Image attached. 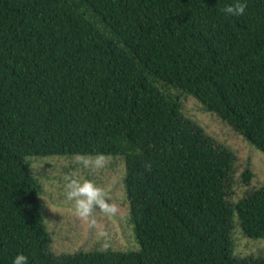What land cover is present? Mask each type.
Here are the masks:
<instances>
[{"label": "trees", "instance_id": "16d2710c", "mask_svg": "<svg viewBox=\"0 0 264 264\" xmlns=\"http://www.w3.org/2000/svg\"><path fill=\"white\" fill-rule=\"evenodd\" d=\"M244 2L0 0V264H264L232 241L264 239V185L233 202V152L180 100L264 154V0ZM75 155L124 158L139 252L48 251L25 159Z\"/></svg>", "mask_w": 264, "mask_h": 264}, {"label": "rangeland", "instance_id": "374dc122", "mask_svg": "<svg viewBox=\"0 0 264 264\" xmlns=\"http://www.w3.org/2000/svg\"><path fill=\"white\" fill-rule=\"evenodd\" d=\"M171 92L174 93L172 89ZM183 114L200 127L216 146L233 152L236 202L246 193L264 185V154L245 142L224 122L212 113H205L197 99L189 95L180 97ZM75 156L26 158L30 171L43 189L39 201L49 235L48 251L54 256L73 255L79 252L117 251L139 252L140 244L131 222L129 204L124 186L126 165L120 156H102L103 166L95 167L99 156H83L92 163L85 166ZM249 167L253 173L249 186H242L241 173ZM65 177L83 182L91 181L104 193L109 205H115L114 214H106L94 207L87 218L79 216L74 201L66 197ZM233 255L238 259L264 260V239L246 237L234 221L232 231Z\"/></svg>", "mask_w": 264, "mask_h": 264}, {"label": "clouds", "instance_id": "9594fccd", "mask_svg": "<svg viewBox=\"0 0 264 264\" xmlns=\"http://www.w3.org/2000/svg\"><path fill=\"white\" fill-rule=\"evenodd\" d=\"M246 7L244 0H234V3L226 5L223 11L228 16L239 17L245 13ZM77 159L85 166L92 163L83 156H78ZM94 166H103L102 156L96 158ZM65 179L67 180L66 197L68 200L74 201L75 210L79 216L83 218L89 217L94 207H99L106 214H114L117 211L115 205L106 203L104 199L105 193L91 181L85 180L81 182L78 179L69 177H65ZM12 264H29V262L23 253H18L12 260Z\"/></svg>", "mask_w": 264, "mask_h": 264}]
</instances>
